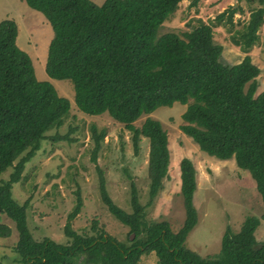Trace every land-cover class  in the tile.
I'll use <instances>...</instances> for the list:
<instances>
[{"label":"trees","instance_id":"trees-1","mask_svg":"<svg viewBox=\"0 0 264 264\" xmlns=\"http://www.w3.org/2000/svg\"><path fill=\"white\" fill-rule=\"evenodd\" d=\"M23 1L51 26L45 72L52 80L73 83L76 110L88 116L107 114L124 125L135 153L141 139L149 141L148 205L163 188L170 162L167 133L149 115L180 103L186 106L181 133L210 157L233 158L254 181L264 207V91L257 94L260 70L248 55L259 41L264 0H238L250 8V15L230 35L233 45L246 54L232 66L220 60L223 47L214 40V28L227 27L231 33L233 15L243 12L237 6L210 24L197 19L190 31L179 36L160 35L159 30L183 0H105L100 6L90 0ZM188 1L189 8L200 2ZM17 35L14 20L0 22V176L12 170L7 181H0V214L13 222L18 233L17 264H138L151 253L158 264H264V241L255 237L264 214L261 219L246 216L238 232L226 227L220 251L213 256L201 257L186 247L198 222L193 203L196 169L187 158L179 163L185 216L177 232L166 222L146 221L135 184L130 186V212H126L110 198L100 177L101 201L135 236L129 239L131 244L117 241L97 225L90 234H77L71 222L80 213V197L64 226L67 244L36 241L27 223L28 201L19 205L12 187L43 142H71L69 133L57 132L69 119L71 105L51 83L37 80L29 55L16 44ZM144 116L137 128L135 123ZM51 132L55 134L49 136ZM91 132L94 162L105 132L97 133L94 126ZM11 232L0 223V238L10 237Z\"/></svg>","mask_w":264,"mask_h":264},{"label":"rangeland","instance_id":"rangeland-1","mask_svg":"<svg viewBox=\"0 0 264 264\" xmlns=\"http://www.w3.org/2000/svg\"><path fill=\"white\" fill-rule=\"evenodd\" d=\"M90 1L100 6L105 0ZM188 5L189 1L183 0L174 15L160 28L159 34L173 32L182 36L196 25L197 19L210 24L217 15L237 6L243 12L233 15L235 26L231 33L227 27L214 28V40L223 47L220 57L223 64L232 66L239 63L246 54L233 45L230 35L248 21L250 8L238 0H200L197 7L189 8ZM7 18L17 25L16 44L29 55L37 80L51 83L58 95L71 105L69 119L57 131L62 136L69 133L71 142H43L41 149L25 166L20 182L12 187V197L19 205L28 201L27 223L36 241L50 239L58 244H67L64 226L77 197H80V213L71 222L77 234H90L93 225H97L117 241L130 245L135 236L108 212L101 201L100 177L105 180L110 198L126 212H130V186L135 184L140 203L145 206L146 221L166 222L173 232H177L185 216L179 169L184 158L194 164L197 182L193 203L198 222L187 236L188 249L201 257L213 256L220 251L226 227L238 232L246 216L262 218L264 207L249 174L239 169L233 158L222 161L199 151L196 144L181 133V116L186 106L180 103L160 107L149 115L158 120L167 133L170 162L163 188L148 205L149 141L141 139L139 152L135 153L131 134L124 125L114 122L107 114L97 117L79 113L74 104L73 83L70 80H52L47 76L45 64L53 32L41 13L29 8L23 0H0V22ZM257 34L258 44L248 55L260 70L256 80L257 94H260L264 91V22ZM146 117L138 120L135 126L139 128ZM92 126L97 133L105 132L94 162ZM54 134L51 132L49 136ZM11 173L12 170L8 169L0 176V181H7ZM260 221L255 234L258 242L264 241V221ZM0 223L12 231L10 237L0 238V264H17L14 247L18 233L13 222L3 214H0ZM138 264H158L157 257L154 253L143 255Z\"/></svg>","mask_w":264,"mask_h":264}]
</instances>
